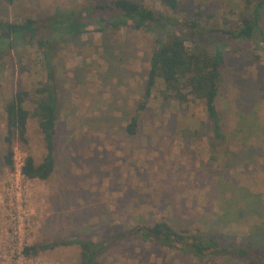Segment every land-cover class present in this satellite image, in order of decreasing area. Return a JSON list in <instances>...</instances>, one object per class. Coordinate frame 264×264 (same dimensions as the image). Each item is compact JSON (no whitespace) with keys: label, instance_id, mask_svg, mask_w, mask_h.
Wrapping results in <instances>:
<instances>
[{"label":"rangeland","instance_id":"rangeland-1","mask_svg":"<svg viewBox=\"0 0 264 264\" xmlns=\"http://www.w3.org/2000/svg\"><path fill=\"white\" fill-rule=\"evenodd\" d=\"M106 1L15 0L7 4L0 0V19L21 21L42 16L58 5ZM143 2L182 22L193 18L204 30L234 28L252 8L251 0H179L174 11L158 0ZM156 35L154 29L123 26L54 45L51 63L60 110L54 168L46 180L19 173L26 153L36 163L45 155L36 117L27 123V146L14 144L12 169L3 162L2 139L3 104L15 91L31 94L47 81L46 62L35 44H20L1 57L0 264H79L76 245L30 256L22 254V247L64 238L106 242L127 227L159 220L204 238L239 246L248 243L264 256L263 138L255 137L245 147L228 139L212 140L201 103L181 105L158 96L140 113L137 133L131 136L124 131L141 100ZM214 39L225 41L219 36ZM256 52L259 61L245 53L227 54L221 69L217 107L225 131L236 128L240 110H253L264 123V59L261 50ZM25 105L33 107L29 99ZM240 188L253 194L250 201L254 199L258 208L248 203L236 206V201L234 213L222 216L226 202L240 199ZM16 224L20 240L14 233ZM100 264L264 263L231 255L198 259L150 241L123 238L101 253Z\"/></svg>","mask_w":264,"mask_h":264},{"label":"trees","instance_id":"trees-1","mask_svg":"<svg viewBox=\"0 0 264 264\" xmlns=\"http://www.w3.org/2000/svg\"><path fill=\"white\" fill-rule=\"evenodd\" d=\"M4 1L13 4L15 0ZM158 1L167 10L173 11L179 4V0ZM251 4V13L240 16L234 28L207 30L193 18L182 22L176 16L152 10L144 5L143 0H108L72 7L58 5L39 17L29 16L13 22L0 19V59L20 44H35L47 67V81L40 82L31 90V94L25 90L15 91L3 104L4 164L9 169L13 168L14 144L27 146V123L29 118L36 117L45 144V155L41 162L36 163L33 156L26 153L20 173L28 179H48L54 168L53 142L60 110L53 82V47L57 42L70 37H78L84 33L104 35L109 29L118 30L123 26L134 30L154 29L158 32L154 40L155 46L149 56L141 100L124 128L128 135L137 133L140 113L145 110L150 99L158 96L162 101H174L181 105L201 103L212 140L228 139L245 147L255 137L264 139V123L257 120L253 110L247 113L240 110L236 128L228 132L224 130L217 107L221 69L226 63L227 54L245 53L249 55L250 60L259 61L261 56L256 52L258 49L262 51L264 59V0H251ZM214 35L225 41L214 39ZM28 99L33 104L31 109L25 105ZM239 197L240 199L231 198L224 204L222 216L234 213L236 201V206L248 203L253 208H258L254 199L250 201L253 194L247 188H240ZM262 232L260 237L263 236ZM123 238L150 241L163 248L188 253L198 259L231 255L264 263L263 253L253 250L251 245L246 243V239V244L239 246L215 238H204L165 220L127 227L124 232L111 236L106 242L64 238L42 245L24 246L22 253L30 256L42 250L76 245L80 249L79 264H100L101 253ZM262 241L264 242V238Z\"/></svg>","mask_w":264,"mask_h":264},{"label":"built area","instance_id":"built-area-1","mask_svg":"<svg viewBox=\"0 0 264 264\" xmlns=\"http://www.w3.org/2000/svg\"><path fill=\"white\" fill-rule=\"evenodd\" d=\"M21 166V165H20ZM19 173H20V167H19ZM21 174V173H20ZM22 175V174H21ZM23 176V175H22ZM14 233L15 234H17L18 233V231L20 230V225L19 224H16V226L14 227ZM17 238H18V240H20L21 238H20V232L17 234ZM22 249H23V247H22ZM23 254V253H22Z\"/></svg>","mask_w":264,"mask_h":264}]
</instances>
